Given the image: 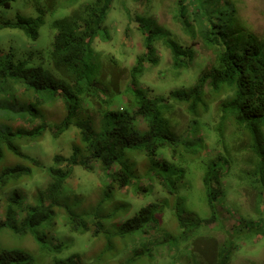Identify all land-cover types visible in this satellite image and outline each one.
Listing matches in <instances>:
<instances>
[{"label": "trees", "instance_id": "trees-1", "mask_svg": "<svg viewBox=\"0 0 264 264\" xmlns=\"http://www.w3.org/2000/svg\"><path fill=\"white\" fill-rule=\"evenodd\" d=\"M13 1L0 0V8L11 9ZM113 1L80 4L69 15L56 19L53 27L57 33L52 38L49 64L32 65L31 57L16 63L8 58L0 60V91L6 84L21 86L29 99L37 100L36 104L44 103L40 96L50 93L55 103L52 109L59 106L63 112L62 119L51 121L50 126L13 130L0 127V159L13 157L24 162L0 171V237L30 238L34 242L31 249L0 241V264H106L108 259L132 264L139 252L123 263L118 258V241L142 233L147 227L151 231L160 228L162 206L152 202L141 207L135 216L114 222L113 213L129 208L128 194L121 190L128 187L134 193L144 190L149 194V188L155 190L154 184H158L160 191L177 194L176 183L185 174L179 158L193 147L188 133H195L200 123H207L201 120V114L209 108L206 99L211 95L219 99L217 106L222 114L215 145H222L227 157H214L202 178L211 218L184 216L177 211L181 235L189 239L190 230L218 221L217 204H223L227 196L223 184L241 161L236 156L246 159L236 176L238 185L251 190L258 207L264 205V38L241 23L233 0H178L179 22L190 37L200 38L212 51L213 60L192 86L171 90L167 96H152L151 90L139 86V77L146 61L159 63L155 43L165 40L176 69L185 68L194 52L159 28H152L145 39L147 53L137 57L129 71L131 83L122 90L119 79L126 69L116 57H110L108 66L94 48ZM78 2L45 0L55 14ZM43 24L41 16H19L16 20H1L0 30L17 29L36 41ZM177 109L192 116L186 135L177 133L173 120ZM45 111L49 116V111ZM0 112L4 117V112ZM34 116L38 117L37 111ZM228 127L233 128L229 136ZM46 128L54 138L71 128L77 133L72 154L56 155L50 167L24 153L16 143L17 139L37 142L46 134ZM226 138L232 140L231 149L236 147L234 154ZM140 160L150 163L145 175L139 174ZM171 166L175 167L169 171ZM77 167L88 173L97 171L101 179L99 200L87 209L83 201L79 206L72 205L66 193ZM33 168H37V173L33 174ZM38 173L49 181L31 195L30 187ZM144 176L149 178L148 188L139 186ZM76 188L81 189L85 199L88 192ZM101 235L106 240L105 248L86 257V237L97 240ZM228 239L218 244L215 238H196L192 248L210 264H229L232 253L225 247ZM77 242L84 251L74 250Z\"/></svg>", "mask_w": 264, "mask_h": 264}, {"label": "rangeland", "instance_id": "rangeland-1", "mask_svg": "<svg viewBox=\"0 0 264 264\" xmlns=\"http://www.w3.org/2000/svg\"><path fill=\"white\" fill-rule=\"evenodd\" d=\"M93 1L95 0H79L77 5L63 12H57V14L49 10L45 0H14L11 9L0 8V21L16 20L19 16H41L44 19V24L40 28V37L36 41L26 37L20 30L1 29L0 60L4 61L8 58L16 63L31 57L32 65L49 64L52 38L57 33L53 27L54 21L62 15H69L79 8L80 4ZM233 1L238 8L241 23L253 30L259 37L264 38V0ZM209 6L211 7L212 4ZM178 13V0L113 1L104 21L102 34L96 40L94 48L97 55L100 54L101 59H104L103 62L108 66L110 57H116L121 67L126 69L120 74L119 79L122 90L131 83L129 71L136 64L137 57L147 53L145 39L152 28H159L161 33L168 34L169 38L183 47H192L194 51L184 64L186 67L176 69L172 53L165 40L161 39L155 43L159 63L154 65L146 61L143 65L144 73L139 77V86L151 90L152 96H167L171 90L188 88L195 83L196 77L208 68L214 57L212 51L204 46L200 38L190 37L178 20ZM3 88L0 91V111L4 112V117L0 112L1 128L13 130L33 128L37 125L48 124L50 126L51 121L57 123L62 119V109L60 110L59 106L52 109L55 103L50 93H46L43 97L39 95L44 103L36 104L37 100L29 99L21 86L15 88L12 84H6ZM206 100L209 108L207 111H202L201 120L207 123L204 126L200 123L195 133L187 132L192 116L186 110L177 109L173 116L177 125V133L183 135L188 133L190 143L193 144L191 151L184 152V157L179 158L180 166L185 169V174L184 178L176 183L177 194L170 195L160 191L157 189L158 184H154L157 185L155 190L149 188V194L144 190L134 193L128 187L121 190L122 194H128L126 199L129 202V208L113 213L111 219L114 222L135 216L141 207L149 203L157 202L162 206L160 211L162 226L160 228L151 231L147 227L142 233L130 235L126 240L118 241V247L121 249L117 251L118 258H121L123 263L132 254L134 257L139 252L138 258L132 264H210L208 259L201 256L198 251L195 252L192 247L196 238L203 240L211 237L215 238L218 244L229 238L225 245L226 249L232 253L229 264H264V205L258 207L251 190L238 185L239 179L236 176L246 164V159L242 157L236 156V160L241 161L237 163L233 171L231 170V176L226 178L223 184L227 196L223 204H217L218 221L210 222L196 230H190L189 239L181 235L182 231L176 217L177 211L184 216L211 218L202 178L206 167L214 161V157L218 154L227 157L225 148L222 145H215L218 135L217 127L222 123V114L217 106L219 99L211 95ZM45 110L49 111V116ZM35 111L38 112L37 118L34 116ZM232 130V127H228L226 134L229 136ZM45 133L37 142L30 143L27 140L17 139L16 143L24 153L37 159L45 167H50L56 155L67 157L72 154V142L77 137V133L73 128L58 138H54L49 128H46ZM226 140L230 148L232 140L231 138H226ZM235 148H230L233 154ZM18 162L13 157L8 159L5 157L4 161L0 159V171ZM19 163L24 164L23 161ZM149 167L148 161L140 160L139 174L145 175ZM174 167L171 166L169 171H172ZM229 167L230 165H227V171ZM35 173H37V168H33V174ZM172 178L175 180L174 176ZM48 181L49 178L46 175L36 174L33 178L34 184L30 187V194L32 195L36 191L35 188L39 186L46 187ZM71 181L72 183L66 186V193L70 196L72 205L79 206L83 201V206L87 209L98 202L101 179L97 171L88 173L83 171L82 167H77ZM149 185L147 176L139 182L141 187L148 188ZM76 187L88 192L85 194V199L82 197L81 189ZM120 196H118L119 199H123V196ZM86 239L88 250L84 251V247L78 242L74 250H83L86 257L91 258L105 248L106 240L103 235L97 240L88 237ZM0 241L10 245L34 248V242L30 238L17 240L4 235L0 237ZM106 264H119V262L117 259H108Z\"/></svg>", "mask_w": 264, "mask_h": 264}]
</instances>
